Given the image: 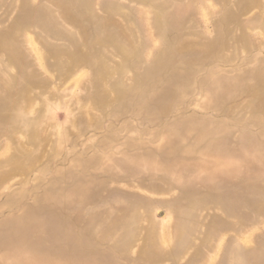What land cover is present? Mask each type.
<instances>
[{"label":"rangeland","instance_id":"374dc122","mask_svg":"<svg viewBox=\"0 0 264 264\" xmlns=\"http://www.w3.org/2000/svg\"><path fill=\"white\" fill-rule=\"evenodd\" d=\"M0 264H264V0H0Z\"/></svg>","mask_w":264,"mask_h":264}]
</instances>
